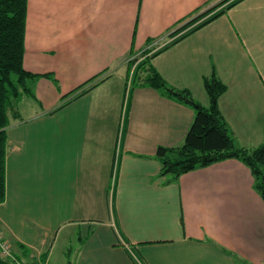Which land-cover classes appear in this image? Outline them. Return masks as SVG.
I'll return each instance as SVG.
<instances>
[{"label":"crops","instance_id":"crops-1","mask_svg":"<svg viewBox=\"0 0 264 264\" xmlns=\"http://www.w3.org/2000/svg\"><path fill=\"white\" fill-rule=\"evenodd\" d=\"M221 1H26L23 67L41 76L6 128L0 203L17 259L264 264V201L250 169L229 158L161 176L157 148L182 145L194 110L129 78L140 53L207 106L203 78L215 74L236 145L261 144L264 0L214 8Z\"/></svg>","mask_w":264,"mask_h":264},{"label":"trees","instance_id":"trees-1","mask_svg":"<svg viewBox=\"0 0 264 264\" xmlns=\"http://www.w3.org/2000/svg\"><path fill=\"white\" fill-rule=\"evenodd\" d=\"M26 1L0 0V203L5 197L6 128L12 120L20 117L21 100L24 97H34L30 82L41 76L23 67ZM229 1L231 0H222L214 8ZM239 1L233 0L227 8ZM219 14L221 12L212 16L210 20ZM143 53L146 51L141 52ZM132 84L152 87L168 98L186 104L194 110L193 121L182 145L157 148L156 158L161 164V176L170 175L171 179H176L195 168L236 158L250 169L254 188L264 201V141L253 148L236 145L218 108V99L227 88L220 78L215 74L203 78L204 90L209 100L207 106L197 102L189 90L169 86L149 64L148 58L136 65ZM0 264L12 263L0 258Z\"/></svg>","mask_w":264,"mask_h":264},{"label":"built area","instance_id":"built-area-1","mask_svg":"<svg viewBox=\"0 0 264 264\" xmlns=\"http://www.w3.org/2000/svg\"><path fill=\"white\" fill-rule=\"evenodd\" d=\"M139 55L140 53L134 54L130 56L128 59V63L131 64L130 71H129L130 73L129 78L132 76V73L134 72L136 65L139 63ZM0 258L12 264H24L21 260L17 259L13 255L11 247H10V243L1 231H0Z\"/></svg>","mask_w":264,"mask_h":264},{"label":"rangeland","instance_id":"rangeland-1","mask_svg":"<svg viewBox=\"0 0 264 264\" xmlns=\"http://www.w3.org/2000/svg\"><path fill=\"white\" fill-rule=\"evenodd\" d=\"M28 98V99H27ZM26 99H27V101H29V102H33L31 99H30V97H25L22 101H21V103H20V109H21V111H22V107H23V105L25 104V102H26ZM73 248V247H72ZM65 252V249L63 250V253ZM62 249H61V247H56V249H55V251H54V254H55V256H56V258H58L59 259V257L62 259Z\"/></svg>","mask_w":264,"mask_h":264}]
</instances>
